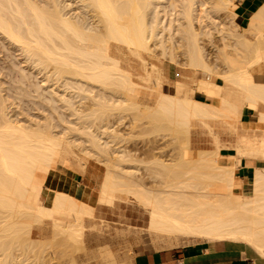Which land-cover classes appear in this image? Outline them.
<instances>
[{
	"label": "bare ground",
	"instance_id": "1",
	"mask_svg": "<svg viewBox=\"0 0 264 264\" xmlns=\"http://www.w3.org/2000/svg\"><path fill=\"white\" fill-rule=\"evenodd\" d=\"M213 9L233 17L240 42L237 45H241L225 52L228 69L223 74L216 73L207 62L195 26L198 21L202 32L210 34L213 28L222 31L224 21ZM237 15L234 0H48L44 6L33 0H0L2 39L8 40L40 71L51 72L50 67L53 68L49 76L54 75L55 80L44 77L42 81L47 84L36 87L37 91L43 88L48 93L50 106L72 110L74 92L87 91L96 93L106 108L118 101L117 91L121 102L134 107L144 105L146 113L182 131L188 151L183 161L153 156L155 166L167 175L162 179L165 173L150 164L156 171L149 170L153 181L148 184L144 176L137 174V159L130 151L111 148L115 124L106 121L100 130L82 135L84 144L92 145L81 148L84 156H105L101 159L105 168L97 190L86 192V201L80 200L74 195V188L80 187L71 178H67L62 190L46 184L51 171L60 167L59 159L66 157L65 140L49 121L42 125L16 120L0 85V264H23L13 251L41 248L42 241L50 238L46 237L48 224L54 233L65 236V241L82 243L85 220L91 218L95 206L113 205L121 194L132 195L147 208L146 229L156 242L161 240L172 247L182 239L183 243L193 244L229 241L250 248L264 259V133L245 134L238 140V148L250 150L247 155L255 159L250 178L236 176L233 152L198 150L193 155L188 147L195 119L237 117L238 104L223 96L219 78L246 93V101L258 115V123L249 122L250 127L264 124V82L251 71L255 65L264 64V2L245 16V27L234 20ZM176 32L184 33L188 39L190 66L214 75L212 79H200L196 89L214 95L216 105L191 97L188 83L177 81L173 93L159 89L164 83L155 73L156 60L150 79L158 83L155 89L148 85L150 82L142 85L135 81L137 72L123 69L114 56V49L119 48L127 51L131 60L135 49L150 51L151 40H155L154 46H162L170 33ZM111 40L122 44V48ZM135 75L146 78L144 74ZM71 112L75 114L76 110ZM69 122L74 124L76 120ZM67 128L74 129L70 125ZM71 138L68 137L69 142L73 141ZM65 153L69 157L71 149ZM156 177L162 181L158 179L161 182L157 183ZM247 182L252 184L250 191L242 186ZM35 229L42 238L45 235L40 238L42 241L37 239L39 245L32 235ZM96 257L113 258L108 249L100 250Z\"/></svg>",
	"mask_w": 264,
	"mask_h": 264
},
{
	"label": "rangeland",
	"instance_id": "2",
	"mask_svg": "<svg viewBox=\"0 0 264 264\" xmlns=\"http://www.w3.org/2000/svg\"><path fill=\"white\" fill-rule=\"evenodd\" d=\"M33 1L41 6H44L48 2V0ZM263 2L264 0H234L238 11V15L234 20L241 26H247L243 11L255 10ZM213 12L219 16V19L224 21L222 31L221 28H213L210 34L202 32L198 21L195 22V26L200 33L199 41L204 49L207 62L216 73L223 74L228 69L224 58L225 52H231L237 48L240 42L237 41L236 30L233 28V17L223 10L218 11L213 9ZM154 41H150V44H152V50L150 51L135 49L131 60L129 59L131 56L128 55L127 51L119 48L114 49L117 51L114 56L119 58L120 65L123 69L133 71L138 69L146 76L145 79L139 75V77H136L135 74L138 73L136 71L137 73L134 74L135 81L142 85L150 82L148 85L155 89L158 88V83L156 80L150 81V79L154 69L152 64L155 65L154 61L156 60L155 73L159 77L160 83H164L162 88L159 86V89H163L167 93H173L175 91L174 88L177 86V81L188 83L190 85L188 94L191 97L196 94L199 100L216 105L218 100L214 95L203 94L196 89V84L200 79H212L214 75H210V77L207 72L203 70L195 71L190 66L191 60L189 59L188 39L186 35L179 32L170 33L168 40L162 46H154ZM111 42L113 44L117 43L114 40H111ZM237 42L239 43L238 45ZM117 44L122 48V44ZM142 61H144L145 72L142 68ZM50 68L51 72H53V68ZM252 68V73L258 79L264 80V64L259 63ZM51 72H43L38 67L33 66L24 58L21 51L17 50L8 40L2 39L0 35V85L2 93L7 99L9 110H12L11 113H13L15 119L19 120L20 123L31 120L34 123L45 125L48 121L51 122L54 125V131L59 133L60 137L62 136L65 140L64 145L66 146L63 145V147H67L68 149L66 150L65 148V151L63 150V155L66 154V157L63 159L64 156H62V161L60 160L61 158L59 159L60 167L51 171L48 175L46 180L48 186L62 190L65 188L67 178H71V181L80 187L74 188L76 189L74 191L77 192L74 195L83 201L87 200L86 192H94L97 190L105 168L104 162H101V159L104 160L105 156L96 154L95 157H85L81 148L87 144H84L82 135L84 132L100 130V125L106 121H111L115 124L111 148H122L123 150L130 151L132 157L137 159L135 162L139 167L137 174L142 177L144 176V179L147 180L146 182L149 181L148 184H152L153 181V178L150 179L149 174H152V172L149 170L156 171V166H158H155L154 161L156 159L154 160V158L161 157L160 159H167V161H172L173 159L183 161L187 159V145L185 134L182 131L170 128L169 126L171 125L169 123L146 113L144 105L134 107L121 102L119 100L120 94L117 91L115 92L117 97L115 99H118V101H113L106 108L99 102V96L95 97L96 93L91 95L87 91L74 92V109L69 110L73 112L76 110L75 114H72L69 110H63L59 106H50L48 93L43 88L37 91L36 87L45 83L42 81L44 77H51L55 80L54 75L52 76L51 74L49 76ZM217 82L222 84L223 93H230L236 100L244 101L245 96L241 89L222 78H219ZM60 84V82H56V85ZM142 90L144 91L143 88ZM139 94L142 96L141 94L143 93L140 92ZM249 108H252L249 104L244 105V111L235 118L226 119L215 116L216 118L195 119L192 124L191 140L188 146L193 152V155H196L198 150H220L222 153L233 151V159L237 169L240 164L238 158L245 151L246 156H250L247 155V152H250V150L247 149V151L240 149L241 147L238 148L239 138L245 134L252 135V133H255L253 134L254 136L260 135L262 132L264 133V126H245L247 119L245 110ZM254 119L257 120V116ZM63 120L67 122L64 123L62 122ZM74 120L77 123L72 124L69 122ZM68 125L73 126L74 129L67 128ZM68 137L70 139L73 137V141L69 142ZM86 147L91 148L92 145L89 144ZM153 147L158 148V150H155ZM70 149L71 155L69 154L68 157L65 152H70ZM80 163L82 165L85 164V167L80 165ZM150 164H153L156 169L152 170L153 166L151 167ZM158 167L159 171H163L160 166ZM163 172L165 173L166 171ZM162 175H164L162 178L164 179L167 173ZM153 176L155 177V175L151 177ZM160 178H157V180ZM157 180H155V183ZM242 186L245 190L250 191L252 184L251 182H247L243 183ZM118 198L113 205L101 204L95 206L93 217H87L85 220L86 227L85 234L83 235L84 241L82 243H77V245L70 241L68 242V239L65 241V236L62 237L61 234L54 233L53 228H51L52 225L48 224V228L46 226V235L48 234L46 237L50 238H46L47 240L44 239L45 235L42 238V234H39L37 229L33 232V237H35L37 244L38 240L42 241L41 239H44L41 248L38 246L27 252H25L26 250H21L22 248L19 250L20 252L15 249L13 253L18 256L17 260L21 258L22 262H24L23 264H73V262L76 264H134L133 258L137 253L152 252L167 248H182L183 246L193 244L183 243L185 239H182L178 242L179 244L176 243V245L168 247L161 240L162 243L160 241H154L146 229L149 220L147 208L139 203L132 195L121 194ZM8 238L4 237L2 239ZM51 238L53 239L51 240ZM194 244L204 245L207 242L203 241ZM102 249H108L113 258L107 260L96 257ZM2 254L3 251L0 250V258L3 257ZM18 254L21 255L19 256Z\"/></svg>",
	"mask_w": 264,
	"mask_h": 264
},
{
	"label": "crops",
	"instance_id": "3",
	"mask_svg": "<svg viewBox=\"0 0 264 264\" xmlns=\"http://www.w3.org/2000/svg\"><path fill=\"white\" fill-rule=\"evenodd\" d=\"M250 11H243L244 16L249 14ZM142 63L143 71L145 72V65ZM142 74L140 70H136ZM144 74V73H143ZM260 80V79H259ZM264 82V80H262ZM245 99L243 102L236 100L230 93H223V96L238 104V114L244 111V105L249 104ZM193 98L198 99L196 94ZM250 105V104H249ZM261 108H264L262 106ZM249 110V111H247ZM245 126H251L249 122L258 123V115L254 108L245 110ZM257 116V120L254 119ZM254 120V121H253ZM257 126H264L260 124ZM263 133V132H262ZM230 152V151H229ZM225 152L224 154H228ZM233 152V151H231ZM241 161L236 169V176L239 178H249L253 175L254 162L252 156H242ZM250 158V159H248ZM33 235V234H32ZM208 252V253H207ZM256 262V263H255ZM134 264H264V259L257 257V255L248 247L229 241L207 242L204 245H186L182 248H167L155 250L152 252L137 253L133 258Z\"/></svg>",
	"mask_w": 264,
	"mask_h": 264
}]
</instances>
